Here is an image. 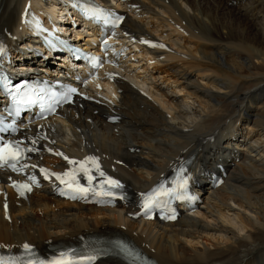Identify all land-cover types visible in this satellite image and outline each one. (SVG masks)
I'll return each instance as SVG.
<instances>
[{"label":"bare ground","instance_id":"obj_1","mask_svg":"<svg viewBox=\"0 0 264 264\" xmlns=\"http://www.w3.org/2000/svg\"><path fill=\"white\" fill-rule=\"evenodd\" d=\"M31 2L0 0V35L14 54L31 49L30 32L20 21ZM234 2L240 7H227ZM262 3L219 0L206 13L195 0H129L134 8L122 32L150 41L152 48L126 59L139 61L114 76L110 93L89 89L88 101L77 99L18 134L33 160L20 176L0 171V252H20L24 244L44 251L79 237L119 235L158 264H264ZM214 10L223 11L222 18ZM35 49L50 54L41 45ZM19 63L31 67L20 70L33 71L27 65L35 60ZM191 155L203 203L175 223L132 220L144 193ZM86 158H95L91 167L98 176L119 181L131 199L97 208L55 197L51 174L77 164L69 160ZM218 166L227 177L212 188ZM30 178L41 183L40 190ZM19 184L34 187L21 195L14 187ZM96 264L122 263L108 258Z\"/></svg>","mask_w":264,"mask_h":264},{"label":"snow or ice","instance_id":"obj_2","mask_svg":"<svg viewBox=\"0 0 264 264\" xmlns=\"http://www.w3.org/2000/svg\"><path fill=\"white\" fill-rule=\"evenodd\" d=\"M121 19H122V17H116L115 20H106V22L116 23ZM142 42L147 43L146 41H142ZM0 52H3L2 46H0ZM75 92H76L75 88L68 89L67 94H65L63 97L57 99L53 105H50L47 108V111L50 113L54 112L55 107L58 104H60L62 102H71L70 101L71 93H75ZM35 102H36L35 100H29L26 103L31 104V103H35ZM9 114L12 115L13 113H9ZM15 114L16 115L19 114L18 108L16 109ZM5 127H11V126L10 125L5 126L4 125V119L2 117H0V131L5 130ZM21 156H22V152L19 148V144H14L13 142H8V143L4 144L3 146H0V167L7 165L8 167L12 168L13 171H17L18 169L16 167V162H18L21 159ZM65 159H67V157H65ZM89 161H91L92 163L95 164V158H86V160L83 162H77V161L69 160V163L70 164L71 163H79L80 164V170L83 171L86 175H88L89 169H87L85 167V165ZM96 169H97V171H99V165L98 164H96ZM41 172H44L46 174V176L49 175L46 172V170H44V169H41ZM99 174H100V176H104V173L102 171L99 172ZM51 175H55L56 178L59 179L62 183H66L69 188H72L75 192H78L82 195H86L89 191H91L90 188L83 187L77 182L74 173L65 172L62 175L52 173ZM64 177H71V179L69 181H65ZM30 179H32V182L35 183L34 178H30ZM92 179H93V177L88 175L89 185H91ZM104 183L109 186V189L122 187V185L119 183V181L112 180L110 178H105ZM14 187H16L18 190H26V191L31 190L29 185H27V184L14 185ZM186 187H187V180L184 179L183 177H181L180 180L177 181L175 186L172 188H165L164 185L161 184L158 188L153 189L151 193L147 194L143 207L145 210H147V209L151 208L153 205H159L161 203V198L178 197L180 194H182V190L186 189ZM22 194H23V191H21V195ZM103 195H112V193H111V191H106L103 193ZM72 198L75 199L77 197L72 196ZM117 246L120 247L122 250L127 251L125 246L120 245L119 243ZM2 247H4V246L0 245V248H2ZM23 251L25 253H28L29 255H32L31 246L28 244L23 245ZM129 254L131 255L130 252H129ZM67 255H68V253H62L61 259L52 261V262H50V264H70V262H66L63 259V257H65ZM86 259L94 260L95 256H89V257H86ZM0 264H33V261L31 259L24 260L20 256L0 255ZM36 264H44V261H42V260L37 261Z\"/></svg>","mask_w":264,"mask_h":264},{"label":"rangeland","instance_id":"obj_3","mask_svg":"<svg viewBox=\"0 0 264 264\" xmlns=\"http://www.w3.org/2000/svg\"><path fill=\"white\" fill-rule=\"evenodd\" d=\"M192 1L193 0H191V3H192ZM215 0H195V2H197V4H200V2L202 3V4H200L201 5V7H202V9L203 10H205V12L207 13H211V11H213L212 9L214 8V6H216L217 5V2H219V0L217 1L216 0V3L214 2ZM246 2V1H245ZM263 5H264V3H262ZM228 6V8H231V9H234L233 7H237V8H239L240 7V2H234V3H232V4H227ZM262 9V8H261ZM216 11V12H215ZM214 12H215V14H217L218 15V17H220V18H222L220 15H222V13H223V11H219V10H214ZM222 12V13H221ZM232 13H233V15L234 14H236L237 15V11L235 12V11H232ZM224 14H226L227 15V12H224ZM232 15V14H231ZM252 15V14H251ZM254 17H256L257 16V14H254L253 15ZM247 19V18H246ZM262 20H259V22H261ZM243 24H244V22H243ZM262 25L264 26V22L262 23Z\"/></svg>","mask_w":264,"mask_h":264}]
</instances>
